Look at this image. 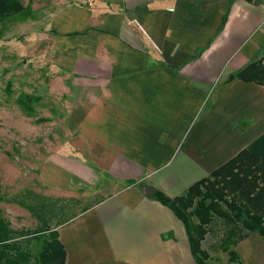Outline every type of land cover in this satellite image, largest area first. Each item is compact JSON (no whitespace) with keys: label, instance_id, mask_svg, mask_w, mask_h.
I'll use <instances>...</instances> for the list:
<instances>
[{"label":"crops","instance_id":"1","mask_svg":"<svg viewBox=\"0 0 264 264\" xmlns=\"http://www.w3.org/2000/svg\"><path fill=\"white\" fill-rule=\"evenodd\" d=\"M49 6L33 47L46 46L71 125L32 183L31 232L1 217L13 243L29 250L24 240L56 233L64 264H196L182 222L139 186L179 198L264 137V87L236 78L264 62V0ZM209 235L200 248L216 264ZM231 250L239 262L226 264H264L258 234Z\"/></svg>","mask_w":264,"mask_h":264},{"label":"rangeland","instance_id":"2","mask_svg":"<svg viewBox=\"0 0 264 264\" xmlns=\"http://www.w3.org/2000/svg\"><path fill=\"white\" fill-rule=\"evenodd\" d=\"M19 1L32 10V17L0 22V217L10 221L14 229H21L19 225L23 223L22 229L31 232L36 221L30 210L34 201L32 183L46 170L43 163L62 148L65 133L70 130L69 113L73 105L68 104L63 84L55 82V73L48 69L44 56H40L46 46L35 47L38 46L35 34L43 30L53 0ZM28 97L32 98L31 115L17 102ZM17 202L29 208V211L24 208L23 217L14 211ZM66 216L56 217L57 223L67 220ZM221 234L219 230L210 233L207 244L218 245ZM43 237L46 235L34 238L37 243L32 238L24 240L23 243H32L28 251L33 257L40 251ZM211 255L216 264H226L225 253L211 251Z\"/></svg>","mask_w":264,"mask_h":264},{"label":"trees","instance_id":"3","mask_svg":"<svg viewBox=\"0 0 264 264\" xmlns=\"http://www.w3.org/2000/svg\"><path fill=\"white\" fill-rule=\"evenodd\" d=\"M32 15V10L19 0H0V22L14 17L26 20ZM236 78L264 87V62L250 64L239 71ZM31 100L28 97L17 101L27 115L33 113ZM153 200L182 222L196 264H208L209 256L201 250L200 244L217 223L223 231L214 249L226 253L229 263L239 262L232 247L254 233L264 240V137L208 178L191 186L183 196L170 199L155 191ZM14 239L0 217V264L65 263V251L56 233L49 234L35 257L28 250L18 248Z\"/></svg>","mask_w":264,"mask_h":264},{"label":"water","instance_id":"4","mask_svg":"<svg viewBox=\"0 0 264 264\" xmlns=\"http://www.w3.org/2000/svg\"><path fill=\"white\" fill-rule=\"evenodd\" d=\"M139 190L141 191L142 195L147 199H151L155 194V190L147 185H140Z\"/></svg>","mask_w":264,"mask_h":264}]
</instances>
